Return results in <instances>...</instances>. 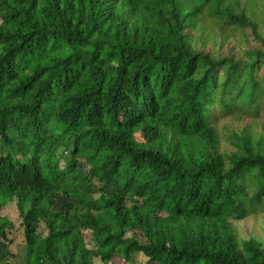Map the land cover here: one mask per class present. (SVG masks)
<instances>
[{"label": "trees", "instance_id": "1", "mask_svg": "<svg viewBox=\"0 0 264 264\" xmlns=\"http://www.w3.org/2000/svg\"><path fill=\"white\" fill-rule=\"evenodd\" d=\"M257 3L0 0V208L19 210L23 264H264L234 223L264 208V132L215 122L264 103ZM205 14L262 47L201 48Z\"/></svg>", "mask_w": 264, "mask_h": 264}, {"label": "rangeland", "instance_id": "2", "mask_svg": "<svg viewBox=\"0 0 264 264\" xmlns=\"http://www.w3.org/2000/svg\"><path fill=\"white\" fill-rule=\"evenodd\" d=\"M242 2L246 0H241ZM255 16L253 19L259 24V29L264 34V0H257ZM204 22L207 26V29L202 30L197 29L195 32L196 36L203 35L200 37L199 46L207 51H210L212 54L219 55H233L236 58L245 57L244 50L246 48L262 47V42L259 41L254 35L251 27H246L242 30L241 27L237 24H230L225 28L224 31L221 30L217 22L209 17L207 14L204 15ZM236 27V28H234ZM203 31V34L201 33ZM208 33V34H206ZM205 35V36H204ZM205 39L203 44L202 40ZM264 46V45H263ZM256 70H264V65L259 66ZM260 113L258 115L245 110L235 109L225 115L221 114L218 116L216 125L219 131L225 136L228 133L229 128L233 127H244L249 125L253 129H259L264 132V103L260 99ZM138 136L141 140L143 137L141 133H138ZM223 136L222 138H224ZM6 147V146H4ZM233 147L224 138L221 149L231 150ZM6 149V148H5ZM61 150V149H60ZM62 151V150H61ZM99 183L94 180V184H90L87 189L94 194L95 197L100 195V191L97 189ZM1 192H5L3 189ZM5 201L3 198H0V204ZM70 205H73V200H62ZM0 215L5 216L11 221V225L6 228L8 238L12 239V242L9 243V249L12 253L9 254L8 262L5 261L2 264H23V255H24V232L22 219L19 215V210L15 203L9 202L5 203L0 208ZM235 226L237 227V232L242 238H247L254 236L264 243V208H260L259 212L251 213L244 219L240 221H234ZM147 256L141 252L133 251L132 260L128 263L119 255H113L109 262L104 263L99 257L95 258V264H111L115 262L117 264H147Z\"/></svg>", "mask_w": 264, "mask_h": 264}, {"label": "clouds", "instance_id": "3", "mask_svg": "<svg viewBox=\"0 0 264 264\" xmlns=\"http://www.w3.org/2000/svg\"><path fill=\"white\" fill-rule=\"evenodd\" d=\"M235 110V109H234ZM238 110H244V108H241V109H238ZM240 220H242V219H240ZM240 220H237V221H240Z\"/></svg>", "mask_w": 264, "mask_h": 264}]
</instances>
